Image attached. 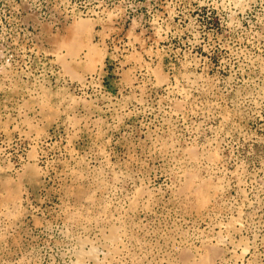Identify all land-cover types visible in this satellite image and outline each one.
Masks as SVG:
<instances>
[{"label":"rangeland","instance_id":"1","mask_svg":"<svg viewBox=\"0 0 264 264\" xmlns=\"http://www.w3.org/2000/svg\"><path fill=\"white\" fill-rule=\"evenodd\" d=\"M108 237L264 264V0H0V264Z\"/></svg>","mask_w":264,"mask_h":264},{"label":"bare ground","instance_id":"2","mask_svg":"<svg viewBox=\"0 0 264 264\" xmlns=\"http://www.w3.org/2000/svg\"><path fill=\"white\" fill-rule=\"evenodd\" d=\"M84 228H85V226H84ZM221 240L223 241L224 238H220L219 242ZM98 242L100 243V245L102 247L101 251H102V254L104 255V258H103L104 264H114L115 262H118V261L122 260L124 257H126L125 256L126 255V245H124L125 243L123 244L122 241L120 243H118L115 238L108 237L104 240H99ZM77 262H81L80 264H85V261H83V260L77 261Z\"/></svg>","mask_w":264,"mask_h":264}]
</instances>
